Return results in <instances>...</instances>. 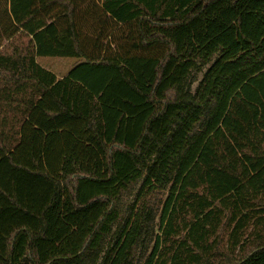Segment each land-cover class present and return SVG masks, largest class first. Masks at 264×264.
<instances>
[{"label": "trees", "instance_id": "obj_1", "mask_svg": "<svg viewBox=\"0 0 264 264\" xmlns=\"http://www.w3.org/2000/svg\"><path fill=\"white\" fill-rule=\"evenodd\" d=\"M4 41L0 264H215L224 221L264 264V0H0Z\"/></svg>", "mask_w": 264, "mask_h": 264}, {"label": "rangeland", "instance_id": "obj_2", "mask_svg": "<svg viewBox=\"0 0 264 264\" xmlns=\"http://www.w3.org/2000/svg\"><path fill=\"white\" fill-rule=\"evenodd\" d=\"M26 39H20L16 40L12 46H20L24 44ZM7 42H3V45H5ZM0 50L3 51H11V46L7 45L4 47H1ZM36 61L43 66L44 68L52 71L57 77H61L64 75L70 68L71 66L76 63L78 60L76 58L72 57H37ZM201 77V74L198 75V78ZM197 82H194L192 85V88L196 86ZM231 227H229L226 222L224 221L223 225L219 228L218 233H217V238L215 239L217 241V251H216V256L215 259V264H218L220 262H223L226 259V256L229 255V249L231 248V243L228 242V235ZM245 234V237L241 238V246L239 250H242V252H247L249 251L252 247H254L257 243L255 240L254 235L255 234ZM151 244H149L150 246ZM229 246V249H228ZM227 247V248H226ZM150 247H148L149 250ZM238 252L236 251L235 254ZM232 256V254L230 255Z\"/></svg>", "mask_w": 264, "mask_h": 264}]
</instances>
